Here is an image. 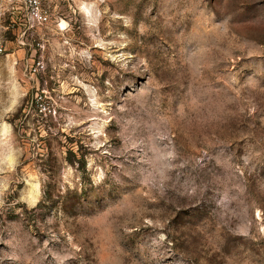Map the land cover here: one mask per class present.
Instances as JSON below:
<instances>
[{
  "label": "rangeland",
  "instance_id": "rangeland-1",
  "mask_svg": "<svg viewBox=\"0 0 264 264\" xmlns=\"http://www.w3.org/2000/svg\"><path fill=\"white\" fill-rule=\"evenodd\" d=\"M0 12V264H264V0Z\"/></svg>",
  "mask_w": 264,
  "mask_h": 264
},
{
  "label": "built area",
  "instance_id": "built-area-1",
  "mask_svg": "<svg viewBox=\"0 0 264 264\" xmlns=\"http://www.w3.org/2000/svg\"><path fill=\"white\" fill-rule=\"evenodd\" d=\"M51 0H0L3 16H21L26 31L42 26L47 18V4ZM1 51V50H0Z\"/></svg>",
  "mask_w": 264,
  "mask_h": 264
}]
</instances>
